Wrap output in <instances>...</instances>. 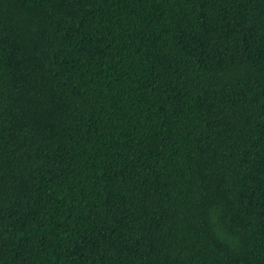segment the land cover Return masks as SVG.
Wrapping results in <instances>:
<instances>
[{"label":"trees","instance_id":"trees-1","mask_svg":"<svg viewBox=\"0 0 264 264\" xmlns=\"http://www.w3.org/2000/svg\"><path fill=\"white\" fill-rule=\"evenodd\" d=\"M0 264H264V0H0Z\"/></svg>","mask_w":264,"mask_h":264}]
</instances>
